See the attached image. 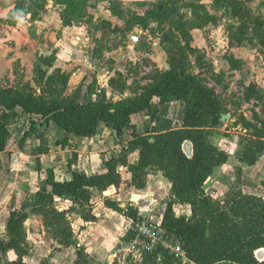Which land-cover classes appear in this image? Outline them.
<instances>
[{
	"label": "trees",
	"instance_id": "trees-1",
	"mask_svg": "<svg viewBox=\"0 0 264 264\" xmlns=\"http://www.w3.org/2000/svg\"><path fill=\"white\" fill-rule=\"evenodd\" d=\"M88 1L56 0L57 5L63 8L60 13L63 27H71L79 20V8ZM213 1L217 7H221L223 0ZM46 2L29 0L19 15L34 17L44 10ZM107 2L110 4L108 10L113 14L114 6L119 1ZM175 2L131 3L146 7L142 15L135 16V25L145 30L149 29L150 23H158L172 16ZM17 8L21 7L15 6L14 12ZM197 61L196 65L203 68L202 60L197 58ZM55 62V53L38 58L34 69L41 87L39 94L31 89L28 92L16 91L0 84V154L7 150L11 122L21 115L38 116L41 126L53 124L64 131L66 135L56 141L60 150L67 147L72 136L83 139L95 137L101 124L115 133L121 149L104 162L105 171L101 174H87L69 165V179L58 181L54 170L48 169L46 189L35 193L31 208L28 211L9 212L4 232L0 236V264H25L23 259L31 250L25 222L33 215L41 219L46 232L57 244L76 248L73 264H92L84 249L77 247L67 216L75 213L84 222L95 221L92 215L94 194L119 188L122 183L121 168L131 174L128 186L137 190L146 187L150 168L157 169L169 182L174 202L190 207L188 217H177L171 204H168L161 217V226L167 235L173 236L180 244L183 254L191 263L264 264V259L259 261L255 256L257 251L264 249V197L244 194L239 188L232 187L218 202L212 200L204 190L215 169L228 160L227 153L210 141V129L222 125L220 119L224 114V106L215 92L206 86L204 77L190 72L189 63L181 49L171 53L168 69L159 71L139 94L117 101L108 98L102 89L93 93L94 99L86 98L92 84L85 92L78 88L73 96L54 98L55 94L57 97L62 96L69 80V75L59 69H54L48 75L46 69L53 68ZM108 85L116 89L118 95H123L126 90L125 83L116 79H110ZM80 94L84 99H79ZM178 102L183 104V123L179 127H171L156 134L151 131L141 134L132 122V117L139 113H148L154 121L167 106ZM34 124L36 122L32 121ZM243 127L245 136L240 141L242 150L237 160L251 167L264 152V118L259 125L244 121ZM34 130L33 126L23 134L18 143L19 148H23ZM125 133H128L129 138L122 141ZM185 143L191 145V156L184 151ZM135 152L138 154L137 161L131 164L128 157ZM41 153H48V149L41 148ZM238 180L235 179L236 184ZM56 198L69 201V209L59 211ZM104 204L133 220L138 218L134 207L122 209L110 199H106ZM133 236L134 232L130 230L124 239L128 242ZM9 252L14 253V260L7 259ZM139 262L175 264V258L158 248L143 255Z\"/></svg>",
	"mask_w": 264,
	"mask_h": 264
},
{
	"label": "rangeland",
	"instance_id": "rangeland-1",
	"mask_svg": "<svg viewBox=\"0 0 264 264\" xmlns=\"http://www.w3.org/2000/svg\"><path fill=\"white\" fill-rule=\"evenodd\" d=\"M28 1L0 0V30L16 26L21 20L26 27L24 32L29 39L34 42L39 41V47L47 43L49 48L44 49L45 51L42 48L37 50L29 71L18 62L14 63L11 70L8 69V72L0 77L1 86L23 92L31 89L39 94L41 87L36 80L35 64L38 58L44 56L46 52H50L46 56L56 54L53 48L54 40L60 38L63 28L74 26L84 38L78 42L80 51L75 52L70 58L67 52L65 59L60 60L65 66L72 64L74 69L80 70L83 79L73 90L67 86L62 96L57 97L55 94L54 98L59 99L75 95L76 90L81 87L82 92H85L90 84L92 88L85 96L86 98L94 99L93 93L101 89L113 101L124 98L123 96L133 97L139 94L140 90L149 84L159 71L166 70L157 67L161 65L160 61L168 60L171 53H176L178 49H181L189 63L190 72L204 77L206 86L212 89L221 100L224 106L223 115H227L221 126L210 129L211 143L225 151L228 160L206 184V194L212 200L219 202L223 200L227 191L232 187H237L244 194L264 197V152L259 155L257 163L251 167L237 160V155L242 150L240 141L245 136L244 121L255 122L259 125L264 118V0H223L221 7H217L213 0H174L176 1L173 3L175 13L158 23H150L149 29L145 30L135 25L137 21L135 16L142 15L146 9L143 5L119 1L114 6L112 14L108 10L110 4L107 1L90 0L79 8V20L71 27H63L60 18L63 8L57 5L56 0H47L44 10L39 11L34 17L29 14L19 15L20 10H23ZM194 5L199 7L196 8ZM15 6L21 8H17L18 10L14 12ZM43 20L45 25L32 24L34 21ZM26 22L30 25L28 26ZM39 27L41 30H38ZM48 32L50 35L44 38L45 33ZM2 35L5 36V33L2 32ZM67 38L72 39V35H67ZM83 44L87 47L83 48ZM22 47L25 46L22 44ZM150 54H153L155 62L149 58ZM197 58L202 60L203 68L196 65ZM54 69L68 74L70 79L71 70L63 71L62 68L56 67V64L53 68L46 69L48 75H51ZM115 69L120 70L115 71ZM110 79L125 83L126 90L123 95H118L116 89L105 87ZM142 84L144 85L141 86ZM79 99H84V96L80 94ZM171 109H173L172 112ZM166 111L165 116H159L154 121L149 118L148 126L152 125L157 131L159 130L158 125L165 119H180L183 115V104L181 102L171 104ZM138 115L146 116L147 114L139 113L134 116ZM21 116H24V119L18 117L10 124L11 146L14 143L17 144L18 139H21L23 134L34 126L39 137L31 142L32 137L29 136L24 146L31 144L33 153H41V148L44 146H47L49 150L59 148L56 141L66 135L64 131L55 125L38 128V122L32 125V121L26 118L28 115ZM108 138L107 136L100 139H107L108 143H111V139ZM89 151L93 154H101L97 147H92ZM94 159L100 163L104 158L94 157ZM13 161L15 159L11 158L6 164H0L3 184L7 182L10 184V180L13 179V174L16 172ZM46 161V163L39 162V164H36L34 160L24 162L16 194L21 190L28 191L29 187H40L39 183L43 181V173L50 166L51 160ZM55 161L57 163L55 170L59 173L58 160ZM236 178L239 179L237 184L235 183ZM158 188L161 198L156 197L155 201L157 203L162 201L161 204L156 205L155 201L148 196L151 199L148 207L156 205L154 210L152 208L149 210L152 215L160 216V212L165 211L168 204H171L174 214H187L189 207L182 208L181 204L174 202L171 191L168 192L164 184H158ZM0 192L3 195V189ZM142 198L143 196L140 199ZM102 200V195L95 193L92 207L98 206L97 204ZM63 206H65L63 202L58 204L59 208ZM71 219L70 223L75 225L79 216L75 215ZM42 227L41 219H35L33 224L27 227L26 230L30 234L29 242L32 246L35 245L33 240L40 241L36 236L42 234L40 232ZM47 236L52 239L48 233ZM56 250L54 244L40 241L37 245V252L33 250L31 255L33 258L28 260V263L32 264L36 260L38 262L39 259L45 260L44 255H49L51 258ZM116 253L117 258L109 262L108 258H104L100 264H140L139 261L126 259L118 252ZM41 262L40 264L44 263Z\"/></svg>",
	"mask_w": 264,
	"mask_h": 264
},
{
	"label": "crops",
	"instance_id": "crops-1",
	"mask_svg": "<svg viewBox=\"0 0 264 264\" xmlns=\"http://www.w3.org/2000/svg\"><path fill=\"white\" fill-rule=\"evenodd\" d=\"M45 20V19H44ZM43 21H34L32 24H41L45 25ZM29 26L30 23L26 22ZM26 27L23 25V23L18 21L16 26H11L6 29L0 30V77L3 76V74L8 72V69L11 70L14 63H19L22 65V67H25L28 71L32 67V60L35 57V53L39 49L49 48V46L46 44H43L39 47L40 43L39 41L34 42L32 39L30 40L28 35L24 32V29ZM38 30H41L40 27ZM2 32L5 33V36L2 35ZM38 33H41L38 31ZM49 34L45 33L44 38L47 37ZM67 35H72V39H68ZM84 38L80 35V32L77 31L76 27L72 28H63L61 30V36L59 39L54 40L55 46L53 47L56 50V67L62 68V70H71V76L68 82V87L70 90H73L79 83L82 81L83 76L80 73V70L74 69L72 64H69L68 66H65L60 61L61 58L65 59V54L68 52V57H73L75 52L80 51L78 47V42L80 40H83ZM137 40V39H136ZM22 44L25 47H22ZM44 47V48H43ZM83 48H86V44L82 45ZM68 50V51H67ZM50 54V52H46L44 56ZM155 62L156 60L153 58V54H150V57ZM67 61V60H66ZM161 62V65H157L160 69H167L169 67L168 60L165 59L163 62ZM70 68V69H67ZM83 69V68H81ZM120 69H115V71H118ZM203 77V76H202ZM97 80V79H96ZM99 80V79H98ZM142 84L141 86H143ZM106 88H108V81L106 83ZM82 88V87H81ZM141 92V90H140ZM216 94V93H215ZM125 98V96H123ZM168 107V106H167ZM167 107L163 110V113L161 116H165ZM153 111H156L155 108H153ZM171 112L173 109L170 110ZM146 116H133L132 122L136 125L139 133H144L145 131H151L152 134L161 133L167 131L171 127H179L183 123V115L180 119H174V118H167L162 123L158 125L159 130H154V127L152 125L148 126L147 120H149L150 116L148 113ZM23 117L24 116H20ZM28 120L38 122V128H47L50 127L53 124H50L48 126H41L39 124L40 118L38 116H26ZM151 120V118H150ZM109 137L108 139H111V143H108L107 139L101 140L100 138ZM32 140L38 138V132L37 129L34 130L31 134ZM129 136L128 133H125V136L123 137L122 141L128 140ZM10 139L8 141V147L7 150L4 153L0 154V164H6L8 160L11 158H14L15 161H13V165H15L16 172L13 174V179L10 180V184L8 182L6 184H3V180L0 176V190L3 189V195L0 192V236L4 232L7 217L9 215L10 211L13 210H19V211H28L33 203L35 193L37 191H43L46 189V170L53 169L55 173V178L58 181H64L66 179H69L70 175L68 172V166L74 170H82L87 174H101L105 171L104 169V162L110 157L111 154H113L116 150L121 149L120 145L117 144V139L115 137V133L109 129H107L104 124H101L99 126L98 133L95 137L91 139H83L78 137H71V140L69 141L68 146L64 150H60L59 148H53L48 149V153L42 154L40 152L33 153L31 144H25L21 150L18 148L17 144L21 139H18V143L14 145H10ZM17 142V141H16ZM114 143V144H113ZM113 144V145H112ZM215 146V145H214ZM92 147L99 148V153L101 154H93L90 149ZM43 148H48L47 146H44ZM222 150V149H219ZM103 152V153H102ZM14 156V157H12ZM94 157H102L104 158L103 161H100V163H97L96 159ZM138 154L135 152L131 154L128 157L129 163L133 164L137 161ZM47 159H50V166H48L43 173V181L39 183V186L29 187L28 191L21 190L18 191L16 194V189L19 186L20 182V176L21 173H23V165L25 161H32L34 160L36 164H39V162L46 163ZM54 160V161H53ZM58 160L59 165V173L56 172V161ZM227 163V162H226ZM64 165L66 166L64 168ZM225 165V164H224ZM221 165L217 167L212 174V176L208 179L206 184L209 182V180L214 176L217 170L221 168ZM84 167V168H83ZM1 173V172H0ZM58 173V174H57ZM120 174L122 177V183L119 188L106 191L100 195H102L103 200L97 204L98 206L92 207V215L96 218L93 222H84L80 217L78 219V222L74 225L73 223H70L74 239L77 241V247H82L85 251V253L88 255V257L92 260V264H100L102 262V259L108 258V262L114 260V258H117V253L122 254L123 247L127 243L125 241V236L130 231L129 227L131 225L130 220L132 218L120 214L116 211H113L112 209H109L105 206L104 201L106 199H110L111 201H114L118 204V206L122 209H125L128 206L134 207L137 211V216L139 215H147L151 214L149 212L150 208L154 210L156 208V205L161 204L157 203L155 201L156 197H160L161 193L158 188V184H164V186L168 189V192L170 191V184L169 182L162 176V174L157 171L155 168H150L149 175L147 177V184L146 187L142 190H137L133 187H129L128 184L131 180V174L125 169H120ZM205 184V186H206ZM204 186V190H205ZM141 196H143L142 199ZM150 196L152 200L155 201L154 207H148L150 206L151 199L148 198ZM161 198V197H160ZM162 200V199H161ZM60 202H63L65 206L62 208L58 207V204ZM56 207L59 211L67 210L71 206V203L66 200H62L60 198L55 199ZM181 207H189L187 204H181ZM145 210V211H144ZM162 212V213H161ZM160 212V217L163 216L164 211ZM75 217V213L68 214L67 218L70 222L72 220L70 217ZM177 217L179 216H189L190 215V207L187 211L186 215H178L175 214ZM37 217V218H36ZM40 220V218L37 215L31 216L26 222L25 227L27 229L28 226H31L34 222V220ZM77 226L78 229H77ZM40 232L42 234H37L38 239L42 242L48 243V244H54V247L57 248L54 254L51 258H49V255H44L43 259H39L38 262L32 263V264H40V262H44L46 264H73L76 260V248L74 246L69 247H63L56 242L52 241L53 239H50L47 236V232L44 227L40 229ZM27 234V242L30 245V253L28 256H26L23 259V262L25 264L28 263V260H30L31 255L33 254V250L37 252V245L39 242L36 240H33L35 243L34 246L30 244V234L26 230ZM33 248V249H32ZM115 251V252H114ZM35 258V257H34ZM8 260H14L15 255L13 252H9L7 254ZM41 262V263H42Z\"/></svg>",
	"mask_w": 264,
	"mask_h": 264
},
{
	"label": "built area",
	"instance_id": "built-area-1",
	"mask_svg": "<svg viewBox=\"0 0 264 264\" xmlns=\"http://www.w3.org/2000/svg\"><path fill=\"white\" fill-rule=\"evenodd\" d=\"M130 222L129 229L134 232V236L123 247L122 254L124 258L141 261L143 255L162 248L174 256L175 264L191 263L183 254L180 244L173 236L167 235L162 228L160 216L156 217L152 214L139 215L136 220L132 219Z\"/></svg>",
	"mask_w": 264,
	"mask_h": 264
},
{
	"label": "water",
	"instance_id": "water-1",
	"mask_svg": "<svg viewBox=\"0 0 264 264\" xmlns=\"http://www.w3.org/2000/svg\"><path fill=\"white\" fill-rule=\"evenodd\" d=\"M107 1H124V2H128V3H151V2L161 1V0H107ZM226 118H227V115H222L220 121L224 122ZM184 151L188 156H191L192 149H191V145L189 143L184 144ZM255 256L257 259L263 258L264 257L263 250L257 251L255 253Z\"/></svg>",
	"mask_w": 264,
	"mask_h": 264
},
{
	"label": "bare ground",
	"instance_id": "bare-ground-1",
	"mask_svg": "<svg viewBox=\"0 0 264 264\" xmlns=\"http://www.w3.org/2000/svg\"><path fill=\"white\" fill-rule=\"evenodd\" d=\"M260 251V250H259Z\"/></svg>",
	"mask_w": 264,
	"mask_h": 264
}]
</instances>
